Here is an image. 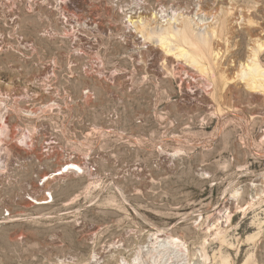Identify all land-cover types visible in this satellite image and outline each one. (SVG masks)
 Returning a JSON list of instances; mask_svg holds the SVG:
<instances>
[{
	"label": "rangeland",
	"instance_id": "rangeland-1",
	"mask_svg": "<svg viewBox=\"0 0 264 264\" xmlns=\"http://www.w3.org/2000/svg\"><path fill=\"white\" fill-rule=\"evenodd\" d=\"M156 1L0 0V219L12 216L0 223V264H219L221 254L227 264L248 255L264 264V223H252L264 218V191L259 206L237 208L264 187V95L234 79L213 86L211 73L143 41L129 18L148 16ZM256 1L248 13L264 23V0ZM173 2L187 4L189 18L196 8ZM202 5L210 14L227 1ZM239 21L216 77L220 68L232 75L246 55ZM82 156L95 173L37 185L38 175ZM47 188L49 204L26 199ZM235 190L242 196L232 198ZM223 206L231 220L218 223L232 246L208 227ZM171 234L188 253L166 243Z\"/></svg>",
	"mask_w": 264,
	"mask_h": 264
},
{
	"label": "bare ground",
	"instance_id": "bare-ground-1",
	"mask_svg": "<svg viewBox=\"0 0 264 264\" xmlns=\"http://www.w3.org/2000/svg\"><path fill=\"white\" fill-rule=\"evenodd\" d=\"M173 1H175V0H157L156 2L158 3V6L157 5L155 6L156 9H155V7L153 9H150V13L148 14V16H146V15L143 16L140 14L139 15L135 14L134 16H130L131 14L129 15L130 16L129 22L131 24H133V26H134L133 28H135L136 31H138L140 33L142 40L152 42L154 45H156L158 47V49H160L164 53V55L172 56L179 61H184V63L195 68L202 75H210V73H211L212 76L210 75V77H212L211 80H212L213 86H214V81H216V78L219 79V81H221V86L225 85L228 81H231L234 79V80L242 83L243 86L248 89V91H250L252 93L264 95V23L262 21L258 20V18H255L256 16L254 14L248 13L250 11L249 9L250 8L252 9V5H249V4L250 3H256L257 1L256 0H226L227 5H225V6L221 5L219 10H216V11H214V13L209 14L208 11L202 7L203 6L202 4L206 0H195L196 8L194 9L193 12L191 11L192 13L190 15L191 16L190 18H192L193 23L190 20V18L187 17L189 15L188 12H187V14L185 13L189 9V6L186 4V6H183L182 8H180L179 6H176L175 5L176 3H174ZM208 1L209 0H207V2ZM239 1L245 3V5H246L245 9H244L245 6L243 5L244 3L241 4V2H239ZM177 2H178V0H177ZM237 3H240V5H243L244 7L243 6L239 7V5ZM188 4L191 5L190 3H188ZM157 7H158V9H157ZM218 8H216V9H218ZM170 10L173 11V13L171 15L168 14L170 12ZM183 11H185L184 13L186 14V16H184ZM195 14H200V15L202 14L201 18L197 17L194 19L193 16ZM175 15H177V16L175 17ZM160 16H163V18L168 17L166 19L167 20L166 23H163V21L160 20V18H159ZM206 16H212L211 20L205 22L204 19L207 18ZM239 19H240V21L238 23L239 24L242 23L245 25L244 26L245 27V36L248 37V40L246 42V46H248L247 51H246V55L242 61H240L238 59L239 61H238L237 65H235V68H234L232 75H230V76L228 75L229 76L228 77L225 74V70L220 68V70H218V72H217V77H216V75H213L214 71H215V67H216V65H218V61L221 58L225 57V56H223V53L225 51H228V49H229V46H230L228 43L229 38L233 39V36L235 35L234 29H233L234 28L233 22L236 24V22ZM169 20H172V22H170ZM205 24H208L207 27H205ZM257 29H259V32H257ZM221 39L224 40V42H227L226 48L224 50H222L221 47L218 48V45H219L218 42L216 45H214L215 40L218 41ZM1 47H2V45H1ZM229 53H230V55H229L230 57L232 55H234L233 54L234 51L229 52ZM203 80H205V79H203ZM31 86H32V84H31ZM210 86L211 85H209V87ZM215 87H213V90L211 91V96L213 97V99L216 98ZM219 94H220V92H219ZM3 124H5V127H6L5 129L8 130L7 126H6L7 124L5 123V120H4ZM13 131H15V130H13ZM2 135H3V133H2ZM7 136H8V134H7ZM12 136H13V134H12ZM14 140L16 142V139H14ZM5 146H7V145H5ZM8 149H11V148H8ZM64 165H66L65 168H69L70 166H73V167H76L79 169V167L74 163H62L61 165H59L58 169H56L54 172H59V174H63V172H65L62 169L64 167ZM93 181H94V179H93ZM93 181H91V185H92ZM98 181H99V179H98ZM261 186H263V185H261ZM258 188H259V191L254 192L255 196H251L250 200L246 202L245 207L243 205H239V204L237 205V208H239V210L242 211V213H244L246 211V209H248L250 207L252 208L253 206L258 205L261 201H263L262 193L264 191V187L258 186ZM86 190H88V189H86ZM238 194H240L242 196V192L238 193V190L237 191L235 190L232 198H234L235 196H238ZM75 196H77V195H73L72 197H70V199L74 201ZM50 197H51V200H53L52 195ZM96 197H95V199H96ZM33 200L35 201L34 203L37 205L47 203V201H45L44 198H35V199L33 198ZM224 200H226V199H224ZM236 200H238V199L236 198ZM239 200L241 202V198ZM67 204L68 203H66V205ZM222 205H225V204H222ZM223 208H224V206L218 210L217 216H219V214H220V216L219 217L216 216L217 217L216 219H214L215 218L214 217L213 218L214 221H212V223L210 225H208V227H209V229L214 230L213 233L215 234L217 241H219L221 244H226V245L232 246V244L230 242H228L225 238V234H226L225 229L223 227H221L222 222L223 223L224 222H226V223L230 222L231 211L229 209V210H226V212L224 213L225 209H223ZM225 208H226V206H225ZM237 208L235 207V209H237ZM72 210L67 211L66 214H68V212L74 211V210L73 211ZM62 213H65V212H62ZM45 215H46V213L45 214H42V213L38 214L39 217H42V216L45 217ZM50 215H52V214H50ZM242 216H243V214H242ZM206 217H208V216H206ZM18 219L20 220L19 217H18ZM219 219L223 220V221H221L220 225L218 223L220 221ZM215 222H216V224H215ZM11 223H13V222H11ZM252 223L254 225H256V227L258 229H260L261 224L264 223V218L259 219L257 221H252ZM160 227L161 226H159V228ZM208 227H206V230H208L207 229ZM160 231H162V229H157V232L163 233ZM258 233H259V230L255 231V233H252L250 235H246L245 240L247 242L253 241ZM152 235L155 236L154 237L155 240L158 239V235L156 232H153ZM262 237H264V236H262ZM164 238L163 239L166 241V243L168 245H170V247L176 248L179 251H183V252L186 251L188 253V249L185 246V242L183 240H181L179 237L171 234V235H167L166 237L164 236ZM210 238H212V237H210ZM213 239H214V237H213ZM257 241H259V240H257ZM236 242H238V241H236ZM166 243H165V245H167ZM205 243H206V240H205ZM201 245H204V244H201ZM202 247L203 246H200V248L203 249L202 251H205L204 248H202ZM252 248H253V246H252ZM167 250H168V246H165L163 248V250L161 251V254L159 255L160 258L164 257L165 251H167ZM207 254L204 252V255L202 254V256H201V257H204L203 258L204 262L206 260L208 261ZM216 255L218 257V254H216ZM218 259H220L219 264H227L229 261L228 257L222 256V254L220 255V257ZM255 259L256 258L253 259L251 257V255H248L245 258L244 262L242 260L241 261L243 262L242 264H260V262L258 260H255ZM211 260H212V258H211ZM216 261H218V260H216Z\"/></svg>",
	"mask_w": 264,
	"mask_h": 264
},
{
	"label": "built area",
	"instance_id": "built-area-1",
	"mask_svg": "<svg viewBox=\"0 0 264 264\" xmlns=\"http://www.w3.org/2000/svg\"><path fill=\"white\" fill-rule=\"evenodd\" d=\"M42 156L45 157L46 155L45 154H42L41 157ZM72 158H74L73 155H71V158L70 159H72ZM83 158H84V156L81 157V160L80 161L67 160V161L63 162V163H74V164H76L79 167V169H78L76 167H73V166H70L69 165L70 166L69 168H65L66 165H64V167L62 169L65 172H63V174H65L67 172L68 173L69 172H73L75 174H81L83 171H86L88 173H95L96 166L94 164H92L91 162L87 161L86 159H83ZM63 174H59V172H51V173H44V174L42 173V174H40V175H38L36 177V179H37V185L39 187H42L50 179H53L54 177L62 176ZM42 193H43L42 197H39V198H44V200L47 201V203H45V204H49L50 202H52L51 197H50L52 195V191L51 190H49L47 188V189H44L42 191ZM33 198L35 199V196H29L26 199L29 202L34 203L35 201L33 200ZM11 219H12V216H11L10 212L8 210H5L4 211V214L1 216L0 223H3L4 221H8V220H11Z\"/></svg>",
	"mask_w": 264,
	"mask_h": 264
}]
</instances>
